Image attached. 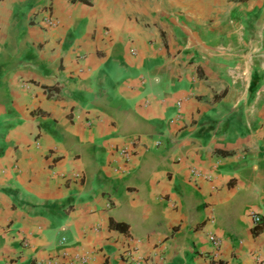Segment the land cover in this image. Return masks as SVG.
Here are the masks:
<instances>
[{
  "label": "crops",
  "instance_id": "obj_1",
  "mask_svg": "<svg viewBox=\"0 0 264 264\" xmlns=\"http://www.w3.org/2000/svg\"><path fill=\"white\" fill-rule=\"evenodd\" d=\"M127 250L264 258V0H0V264Z\"/></svg>",
  "mask_w": 264,
  "mask_h": 264
},
{
  "label": "built area",
  "instance_id": "obj_2",
  "mask_svg": "<svg viewBox=\"0 0 264 264\" xmlns=\"http://www.w3.org/2000/svg\"><path fill=\"white\" fill-rule=\"evenodd\" d=\"M79 1H88V0H79ZM51 21H48V23H50ZM179 102L177 101L175 103L176 107H179ZM120 154L123 155L125 158L128 156V151L125 149V148H122L120 150ZM190 172H191V175L192 176H198L199 175V172L195 169H190ZM247 215L249 216L250 218V221L253 225H258L260 223V216L259 214H257L254 210L252 209H249L248 212H247ZM210 240L213 242L214 245H218L219 244V241L216 237L214 236H209ZM64 238L61 237V240H63ZM21 246L24 247L26 246V242L24 241H21ZM125 259L127 260V263L128 264H139V262L137 261L136 258L133 257L131 251L127 250L125 251ZM256 260L259 264H264V258L262 257H256Z\"/></svg>",
  "mask_w": 264,
  "mask_h": 264
}]
</instances>
